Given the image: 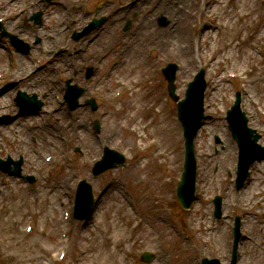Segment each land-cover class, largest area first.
Here are the masks:
<instances>
[{"label":"rangeland","instance_id":"obj_1","mask_svg":"<svg viewBox=\"0 0 264 264\" xmlns=\"http://www.w3.org/2000/svg\"><path fill=\"white\" fill-rule=\"evenodd\" d=\"M73 1L75 0H59L56 2L59 5L48 7L46 11L41 10L44 16L45 13L47 15L45 30L49 33L40 34V38L42 35V39H46L47 34L52 38L56 33L66 37L62 50L66 51L67 74L63 76L61 73L62 65L52 64L46 67V43H43L39 54L33 53L32 58H29L28 69H23L24 74L20 77L24 80L23 83H26V87L20 90L37 94L44 92L47 98L44 100L46 115L42 114L27 122L21 120L25 128L22 130L23 134L30 132L31 128H38L39 125L43 128L51 124L59 125L58 132L62 131V134L54 136L58 144L46 149L45 145L40 147L41 143L35 136L27 139L10 132V129L3 137L0 136V147L6 148L5 152H2L4 157L25 153L31 166L36 165L35 167L51 157V162L45 163L46 181L40 179L38 186L32 189L21 187L22 190L20 186L11 188L8 183L4 194L0 196V264H144L141 262L144 252L156 257L151 264H201L204 258L219 259L222 264H229L236 217L242 219L243 236L238 251L239 264H257L263 252L259 238H264V198L255 196V193L264 192V179L259 180L261 183L257 181L258 178H264V172L254 167V174L246 188L242 192L235 190L233 180L238 148L229 132L226 116L234 104L236 93L240 92L243 98L242 109L250 117V127L257 129L263 136L261 142L264 144V117L257 113L255 104L249 103L251 96L260 106H264L262 92L250 84L251 79L244 84L245 87L241 82L225 79L226 70L230 72L229 70L233 69L230 62H227L226 66L221 64L220 67L210 68L206 61L199 58L194 42L183 51L184 56L177 52L181 49V44L186 43V39L196 32L211 29L213 25L215 27L210 32H218L215 29V21H210L206 16L190 19L187 10L195 11V8L187 6V0L174 1L171 5L174 11L167 14L171 25L168 28H160L158 19L163 13L154 15L152 3L158 5L162 0H146L143 9L149 19L145 23L136 13L127 19L123 13L127 4L137 3L139 0L115 1L114 12L118 14V18L110 22L108 17L103 27L85 40L74 43L68 37L67 29L71 27L70 30L80 31L87 26L88 20L97 19L98 16H94V13L98 8L95 0L87 7L85 2L76 0L75 6L85 9L83 13L69 18L68 11ZM230 1V4L227 1L225 5L229 6L230 11H234L238 8L235 5L236 0ZM247 5V11L252 10L254 13L252 18L256 26L255 35H260L257 30H264V2L252 0L251 5ZM58 9L62 10L64 20L56 27ZM222 11L226 16L229 13L223 8ZM85 15L88 19L86 16L84 20ZM128 19H131V28L125 32ZM16 20L14 26L24 23L21 16ZM140 22L145 28L141 29ZM178 23L182 28H186V31L179 40L172 42L176 39L173 29ZM205 23L207 24L203 27ZM137 27L141 32L144 31L146 36L149 35L150 39L156 31H162L158 32L161 37L159 40L146 38L143 42L142 38L138 37ZM8 31L13 32L10 27ZM34 34L39 36L33 33L32 38L27 39L25 43L31 45ZM244 36L246 35L242 33L240 38ZM50 40L54 42L53 39ZM252 43L254 47L257 46L255 41ZM259 44H264V41ZM51 46L54 47L53 44ZM151 46L157 48L155 52L148 49L152 48ZM262 46L261 57L264 56V45ZM209 47L206 45L207 50ZM254 47L247 55H254L257 63L261 59L254 52ZM3 53L0 51V73L9 65ZM218 55L223 57L221 53ZM216 58L214 57V60ZM169 63L180 66L177 75V94L180 98L184 97L188 83L200 69L206 70L208 85L212 77L215 76V81L219 78L216 88L220 91V97L216 102L209 103L208 99L215 91L207 89V119L195 141L198 159V199L189 213L181 209L176 197V187L183 166L184 139L182 128L176 120L177 106L172 100H168L167 84L161 74V69ZM255 63H250L249 59L246 70L256 68ZM32 65L41 67L33 68L34 76L27 74ZM83 65L94 67L97 72L90 82L82 84L86 95L81 102L84 103L86 98H94L100 106L99 110L92 113L90 109L80 108L69 113L62 108L60 102L59 107H55L62 96V83H65L66 79L74 80L77 68H82ZM14 70L7 78V86L19 77L17 74L20 68ZM35 81L37 84L34 86L31 83ZM75 82L79 83L78 80ZM12 90V86L5 90L3 88L0 95ZM136 112H139L137 122L133 120L137 116ZM11 116L17 119L14 114ZM96 122L100 124L98 135L94 134L93 130ZM16 125L19 126L17 122ZM135 128L136 134L132 133ZM211 129L213 131H209ZM153 138L160 140V148L167 153L165 159L158 157L157 148L147 154L138 149V146H143ZM227 143L233 146V152L228 156L225 154ZM104 148H113L123 153L127 163L125 167L94 178L91 174L92 164L100 158ZM77 149H80V153L75 152ZM153 158L158 162L167 160L168 163L160 169L161 173L167 176V181L163 185L158 183L155 188L147 186V189L144 186L146 181L143 183L136 180L130 171L134 164L141 165L145 161H153ZM36 159L40 161L37 162ZM6 180L3 178L2 181L0 178V187L6 185ZM80 180L92 185L98 203L96 214L86 224L77 223L73 218L75 195ZM12 190L15 192H11ZM215 196L225 199V218L221 223L216 222L213 216L212 200ZM249 199L253 200L252 206L243 208L241 204L238 205L240 201L246 203ZM28 216H33L34 232L31 236L20 232L21 229L24 232ZM250 220L257 227L255 233L251 234L247 233ZM262 227L263 231H259ZM249 243L254 245L257 254L255 258L246 254ZM55 246V250L49 249ZM97 253L101 254L98 258ZM61 254L66 255L63 262L59 260Z\"/></svg>","mask_w":264,"mask_h":264},{"label":"bare ground","instance_id":"obj_2","mask_svg":"<svg viewBox=\"0 0 264 264\" xmlns=\"http://www.w3.org/2000/svg\"><path fill=\"white\" fill-rule=\"evenodd\" d=\"M154 1L155 0H150V2H154ZM174 1H182V0H162L159 2L158 5H155V2H154V3H152V6H153L152 10L156 11L157 13H163V15H167V14L174 11V9L171 6ZM227 1H229L228 4L231 3L230 0H202V1H200V0H187L186 5L189 7L195 8V11L187 10L188 18L194 20L197 16H201V17L206 16L210 21H212V20L215 21V24L217 25L215 29L218 30V32H216L215 34H214V32H210L215 27L214 25H213V28H211V29L208 28V29H204L203 32H196V34L191 36V38L188 36L189 38L186 39L185 42L189 43V44L182 43L181 44L182 46L180 47L181 51L178 49L177 52H179V54L181 56L182 55L184 56L185 53L183 51L186 50L188 48V46H190L191 42H194V46H196V53L198 54L199 58H201V60L206 61L210 68H212L214 66L220 67L221 64L226 66L227 62H230L232 64L231 67H233V69H230L229 70L230 72H228L226 70L225 77L228 73H238L239 74L238 77L240 78L241 81H243L242 83H243L244 87H245L244 84H247L246 82H248V79H251L250 82H252V83H250V84L255 86L257 88V90H260L262 92L261 93L263 95L262 98L264 99V94H263L264 93V59H261L257 63H255L256 57L252 54L247 55V52L251 53V51L253 50V47L255 46L252 43L253 41H255L257 43L256 44L257 46L254 47V49H255L254 52L256 53V55H257L258 50L263 47L262 45H264V44H259V43L264 41V30L262 32L260 30H257V32L260 33V35H255L256 30H254V28L256 26H254V20L252 18L254 16V13L252 12V10H250V12L247 11V9H248L247 3H250V5H251L252 0H236L235 5L238 8H236L234 11H230L229 6L225 5V3ZM263 2H264V0H263ZM177 5H179V3H177ZM239 5L241 8H239ZM111 6H112L111 2L103 3L102 6L100 7V13H102L103 15H107V16L109 15L110 19L114 18L111 21H114L115 19L118 18V15L116 13H114V10ZM142 6H143V2L139 3V4L138 3L127 4L123 13H125L126 17H130L132 14L136 13L142 17V20L144 21V23H145V21L148 22L149 17L147 15V13H144L142 11V9L139 8ZM53 7H55V6H53ZM222 8L229 12L227 16H226V13H223ZM56 11L59 14L57 16V20L59 23L62 20H64V17L62 15L61 9H58ZM186 20L188 21V19H186ZM242 21L244 22L243 24L240 23ZM206 24L207 23H205L204 26H206ZM56 26H57V24H56ZM175 26L176 27L173 30H175L174 36L176 37V39L172 42L179 40L180 37H182L184 35V32L186 31V28H182L179 23L176 24ZM142 28H145V27H142ZM32 29H34L32 26H30V27L28 26L27 28L26 27H20V29H18L17 32L19 34H21L23 32L27 33V32H30ZM207 31H209L210 33H206ZM154 32H155V30H154ZM158 32H162V31H156L155 35L151 36V39L154 38L155 40H159L158 38H160L161 35ZM242 33H244V35H246V36H244L241 39L240 36ZM247 33H249V35ZM138 35H139V37L142 38L143 42L146 41L145 40L146 38L150 39L149 35L146 36L144 31L141 32V30H140ZM43 43H46L47 46L52 47L51 41L42 40L41 44H43ZM184 44H186L187 47H185ZM206 45L210 46L209 50H207ZM244 45H245V47H244ZM38 48H39V46L34 49V52H37ZM63 52H65V51H63ZM220 53L223 54L222 58H220V56L218 55ZM214 57H217V58L214 60ZM240 57H242V58H240ZM249 59H250V63H252V64L255 63V65H256V68L255 67L252 68L250 72H248L246 70V69H248ZM64 60H66V56L64 54H62L58 57L57 62H58V64L63 65V63L61 61H64ZM26 61H27L26 58L20 56L18 58V65L20 67L22 65H24L26 67ZM55 62H56V60L54 59V63ZM62 68L63 67H61V69ZM78 69L79 68H77V72H78L77 78L80 81L81 72ZM244 75H245V78H244ZM218 80H219V78L216 79V81H218ZM216 81H215V76L212 77V80L210 81V88L215 91V93L213 95H211V97H209V99H208L209 103H211V104L213 102H216L218 100V98L220 97V95H219L220 91H217L218 88H216ZM31 84L35 85V84H37V82L35 81V82H32ZM19 86L24 87V86H26V83L21 82V83H19ZM6 95L0 100V109L1 108L5 109L8 101L10 102L9 96L11 94H6ZM249 99L251 100V101H249V103L250 104L253 103L257 107V113L259 115L264 113V108H263L264 106H260V104L257 102V100L254 97L250 96ZM56 113H57V117H58L59 116V114H58L59 109L57 110ZM135 115H137V116H135L133 118V120L135 119V122H137L139 112H136ZM6 126H8V125H5L4 127L0 128V136L1 137H3L9 131V129H7ZM144 126H145V123H144ZM58 128H59V125L51 124L47 128H42V129L40 128V130L34 129V130H31L30 132H28L27 134L26 133L23 134L22 129L18 125H16V127H14V126L10 127V130H11L10 132H15V134H18L19 136L22 135L24 138H27V139H29V137L34 138L33 136H35L36 138L39 139V142L41 143V144L39 143L40 147L42 145H45V148L47 149L50 147H55L58 144L56 138L54 137V136H56V134L58 136L60 134H62V131L58 132ZM209 131H213V130L211 129ZM134 133H137L136 128H135ZM153 139H156V138H153ZM160 145H161V143H160ZM226 145H227V150L225 151L226 152L225 154L228 156V155H230V153L233 152V146L232 145L230 146V144L228 145V143ZM262 145L264 146V144H262ZM46 149H44V151H46ZM157 151H158V157H162V159H165L166 156L163 153L164 151L161 148L158 149ZM172 161L173 160L171 158V161H170L171 169H172ZM160 162L161 161L158 162L153 158V161H150V160L145 161L141 165L134 164L132 166L130 172L133 173L134 178L136 180H138V181L140 180L142 182L146 181V184L144 186L147 189H148L147 186H149L151 188H155L158 185V183L163 185L164 182L167 181V176L165 174L161 173L160 169L163 167V165H166L168 162H167V160H165V162H161V163ZM254 166L258 167L261 170L260 172H264V160H262L259 163H255ZM253 169L254 168L251 169L252 172L254 171ZM211 177H213V176L211 175ZM260 179H264V178H258L257 181L259 183H261L259 181ZM205 188H206V186H205ZM202 189L204 190V186H202ZM255 194L258 195V197H260V198H264V196H262V194H259V192L255 193ZM240 204H241V207H243V208L250 207L253 205V200L249 199V201H247L246 203L240 201L238 203V205H240ZM212 206H213V212H214L215 211L214 205H212ZM120 209L122 210V207H120ZM94 212H95L94 213V215H95L96 214V205L94 206ZM73 218H75V217L73 216ZM74 221L77 222L78 220H74ZM205 228L207 229L208 227L205 226ZM256 229H257L256 224H254V222L252 220H250L249 232H247V233H249V234L255 233ZM259 231H263V227ZM259 245L263 246V252L260 254V256H259L260 259L257 260L258 261L257 264H264V238L263 237L259 238ZM253 246L254 245L252 243H249L246 254L252 256V258H255V257H257V254H256V250ZM55 248H56V246L50 247L49 249L55 250ZM100 255L101 254L97 253L96 257L98 258ZM242 264H244V262Z\"/></svg>","mask_w":264,"mask_h":264},{"label":"water","instance_id":"obj_3","mask_svg":"<svg viewBox=\"0 0 264 264\" xmlns=\"http://www.w3.org/2000/svg\"><path fill=\"white\" fill-rule=\"evenodd\" d=\"M172 89V87H171ZM203 90L204 88H201V86L198 83H194L191 85L190 90L187 94V100L181 103L180 105V119L183 122L185 128H186V133L188 137V154H187V163H186V168L187 172L185 174L184 182L181 185L179 189V198L182 203V205L185 208L190 207V202H188L187 196L190 190H192V185H193V180H190V173H191V164H192V159H191V137L188 133V118L190 116H193L197 122H198V127L200 126V121L202 119V100H203ZM239 101V100H238ZM123 163V159L120 158L119 160L111 163V164H105L104 167H98L96 169V173H100L102 169L107 170L116 167L119 164ZM191 193V192H190ZM79 203L81 206H85L86 212L78 216L79 220H86L90 214L93 211V203L91 199V194L90 190L87 189L84 193V195L80 196ZM146 261H150L149 258H146Z\"/></svg>","mask_w":264,"mask_h":264}]
</instances>
